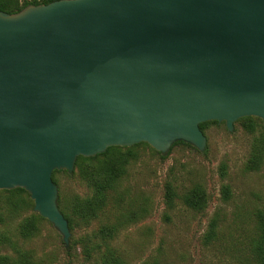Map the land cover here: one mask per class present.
<instances>
[{
  "label": "water",
  "instance_id": "water-1",
  "mask_svg": "<svg viewBox=\"0 0 264 264\" xmlns=\"http://www.w3.org/2000/svg\"><path fill=\"white\" fill-rule=\"evenodd\" d=\"M264 128V0H57L0 11V190L70 245L53 173L147 143L200 152V125Z\"/></svg>",
  "mask_w": 264,
  "mask_h": 264
},
{
  "label": "rangeland",
  "instance_id": "rangeland-1",
  "mask_svg": "<svg viewBox=\"0 0 264 264\" xmlns=\"http://www.w3.org/2000/svg\"><path fill=\"white\" fill-rule=\"evenodd\" d=\"M205 135L208 145L204 152L178 145L163 159L151 146L137 148L136 159L128 165L101 216L89 223L74 217L68 247L73 241L78 245L70 251L46 219L39 224L36 237L27 240L20 236L18 223L32 212L15 213L1 200L0 255L12 254L8 242L5 244L9 235L23 250L34 251L42 264H102L98 255L87 257L85 240L90 243L102 228L116 225L119 232L111 245L128 264H253L256 214L264 208V160L258 170L247 166L257 151L258 133H249L237 122L229 132L222 122L210 125ZM77 172L74 177L65 172L56 176L59 192L70 203L92 196ZM168 184L178 194L173 209L166 203ZM224 185L231 187L229 201L223 198ZM192 189L207 195L204 212L184 204L183 196ZM213 219L218 222V235L207 244L205 237Z\"/></svg>",
  "mask_w": 264,
  "mask_h": 264
},
{
  "label": "trees",
  "instance_id": "trees-1",
  "mask_svg": "<svg viewBox=\"0 0 264 264\" xmlns=\"http://www.w3.org/2000/svg\"><path fill=\"white\" fill-rule=\"evenodd\" d=\"M57 0H0V11L8 13H17L29 5L50 4ZM218 123L217 121H209L200 125L201 130L206 132L207 128ZM237 123H241L243 127L251 134L258 133V145L254 152L253 160L248 164L249 170H258L264 160V128L263 122L257 117H245L240 119ZM178 145H185L187 147L196 149L195 147L184 142L174 144L172 149ZM141 146H150L147 143H140L132 147H110L103 154L94 157H78L76 167L73 173L69 174L67 171H55L53 173V180L58 184L56 176L59 173H67L70 177H74L76 172L79 174L82 181L91 190L92 196L78 199L75 203H70L65 199L62 192H59V207L69 222L71 232L74 230V217H80L83 221L89 223L94 219H98L104 210L107 208L110 196L115 193L120 183L127 173L128 165L137 157L136 149ZM171 152V151H170ZM163 159L169 154L162 155L157 152ZM226 175L225 166H223L222 176ZM223 198L229 201L232 197L231 187L224 185L222 189ZM3 198V199H2ZM178 194L175 192L173 186L168 184L166 192V203L169 209L175 208V200ZM184 204L196 212H204L207 207L208 197L199 190L192 189L183 196ZM4 201L7 207L15 213L18 210L31 211L29 217L24 218L18 223L16 230L23 238L30 240L36 237L39 233V224L44 220L39 214L34 212V202L30 195L21 188L13 190L0 191V201ZM11 217V216H10ZM257 233L256 238L252 243V254L254 256L253 264H264V208L260 209L256 214ZM7 226L8 225L7 223ZM10 228V227H9ZM119 232L118 226L104 227L100 232L94 236V240L88 243L85 240V248L87 257L93 258L95 255L100 256L102 264H128L123 259L116 247L111 245V241ZM218 235V222L216 219L210 224V229L206 234L205 241L207 244L216 240ZM7 243L12 248V254L0 255V264H42L32 250H23L13 242V238L7 235ZM65 244V243H64ZM78 245L73 241L67 250L70 251Z\"/></svg>",
  "mask_w": 264,
  "mask_h": 264
}]
</instances>
